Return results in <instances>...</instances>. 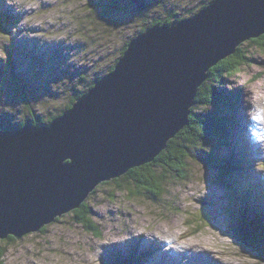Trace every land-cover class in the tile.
Masks as SVG:
<instances>
[{"label":"rangeland","instance_id":"374dc122","mask_svg":"<svg viewBox=\"0 0 264 264\" xmlns=\"http://www.w3.org/2000/svg\"><path fill=\"white\" fill-rule=\"evenodd\" d=\"M5 1L12 15L0 4V133L7 126L15 130L25 119L49 122L72 97L87 92L110 71L124 43L142 26L154 19L172 22L189 17L211 0H140L148 5L141 11L134 10L138 0ZM18 29L25 31L20 34ZM239 46L248 50L252 63L212 82L220 95L235 103L234 111L226 113L234 119L227 132L228 148L213 145V140L210 144L219 155L236 153L238 169L232 175L225 171L223 178L215 167L205 164V155L201 158L196 149H189L191 157L185 152L178 160L152 167L166 177V192L155 200L147 193L138 195L141 189L124 180L120 187L112 179L101 182L83 201L90 212L82 213L92 228L70 210L42 231L0 242V248H6L0 264H117L128 258L139 261L134 264H209V254L226 264H264V240L256 251H248L238 243L230 223L236 222L232 217H237L234 213L239 209L230 202V188L246 189L247 185L253 191L248 189L249 218L259 210L264 222V50L250 39ZM246 127L263 149L259 156L248 148ZM255 194L260 198L252 200ZM127 223L143 238L150 235L152 241L159 231L158 237L176 242L178 248L165 242L160 245L164 248L155 247L147 254L138 237L125 231ZM113 232V238L106 241ZM181 232H186L184 237H179ZM93 249L99 252L94 254ZM183 254L190 257L182 260L178 256Z\"/></svg>","mask_w":264,"mask_h":264},{"label":"water","instance_id":"95a60500","mask_svg":"<svg viewBox=\"0 0 264 264\" xmlns=\"http://www.w3.org/2000/svg\"><path fill=\"white\" fill-rule=\"evenodd\" d=\"M134 10L148 5L138 0ZM264 34V0H211L128 40L113 68L48 123L0 133V239L38 231L101 182L152 162L187 123L209 69Z\"/></svg>","mask_w":264,"mask_h":264},{"label":"trees","instance_id":"16d2710c","mask_svg":"<svg viewBox=\"0 0 264 264\" xmlns=\"http://www.w3.org/2000/svg\"><path fill=\"white\" fill-rule=\"evenodd\" d=\"M156 23H160V21L153 20L145 24L139 29L138 33L143 32L147 27L152 26ZM166 23L169 24L171 22L167 21ZM0 24L2 23L0 22ZM1 27L2 26L0 25V28ZM250 41L264 50V34L257 38L250 39ZM127 42L128 41H126V43H124V45L122 46L121 54L126 48ZM239 45L236 47L233 54L218 61L216 65L212 66L209 69L208 77L197 89L193 106H191L189 110L190 112L188 114V123L174 137L167 141L166 147L158 153V155L152 162L143 164L139 167L131 168L125 174H123V176L112 179V181H114L118 187L123 186L122 184L124 180V182H127L128 184L132 183L136 187L138 186V188L141 189L140 191H137L138 195L139 193H147L146 195H144L149 196L155 200L159 195L166 192L164 185V183L166 182V177L158 174L157 172H154L152 167L159 166L158 163L166 164L165 162L178 160L179 157H182L183 153L185 152L190 155L191 153H188L189 149H196L197 156L201 158L205 155L203 157L205 164L215 167L218 171H220V173H222L223 178L226 177V172L232 175L235 172L236 168L238 169L235 163L236 153L234 155H219L218 149H216V151L211 150L210 144L214 142L213 145H216L217 147L218 145H221V148H228L227 143L229 141H227V132L234 119H232L226 113L229 110L234 111L235 103L227 96L220 95L212 82L217 78H220L222 74L232 76L240 70L241 66L249 65L250 63H252L251 58L248 56V50L242 48ZM114 64L110 67L109 70L113 68ZM13 78L15 82H17L16 77ZM92 85L93 84H91L90 87ZM74 101L75 97H72L70 102L66 105V107H64L61 112L50 116L47 121H51L54 117L63 113L72 105ZM195 107L202 108L203 112L198 113ZM40 122L46 121L38 117H35L30 121L25 119L18 124V128L26 124L33 125ZM4 129L7 130L12 128L7 126ZM0 131L2 130L0 129ZM189 145H191L190 148ZM229 150L231 153L232 149ZM238 156L240 157V155ZM234 178L235 177H233V181L236 182ZM241 180H246V178L243 177ZM249 188V193L253 192L250 185H247L246 189H244L243 187H240L238 190L235 188H230V202L234 207L239 208L238 211L234 213V215H236L237 217H232V219L236 222L230 221V223L232 231L234 230V235L237 238L238 243L242 247H246L248 251H256L255 249L264 240V222L262 221L263 216H261L259 210L255 212L252 219L249 218V207L246 206L248 205V201L250 199L248 196ZM142 189H144V192H142ZM129 191L132 193V195L136 194V191ZM257 197L260 198L259 195L255 194L254 197H252V200H255V198ZM240 203H242V205L238 206L237 204ZM73 211H75V216L79 222L85 224L87 228H92L93 225L91 221L85 218V214L82 213L90 212L88 207L84 205V202H82L79 207L73 209ZM44 228L45 226L40 230L42 231ZM93 231L94 234L98 233V231ZM15 240L16 238L13 235H9L4 239H0V242L5 241L4 243H6L8 241L13 242ZM5 250V247L0 248V261L5 253ZM138 262L139 261H134L133 259L128 258L123 259V261H119L117 264H134Z\"/></svg>","mask_w":264,"mask_h":264},{"label":"bare ground","instance_id":"6f19581e","mask_svg":"<svg viewBox=\"0 0 264 264\" xmlns=\"http://www.w3.org/2000/svg\"><path fill=\"white\" fill-rule=\"evenodd\" d=\"M11 1V4H13V1L12 0H10ZM0 4H2V5H4V6H6L7 7V4H6V1L5 0H0ZM7 9V11H8V13H10L11 15H12V11H10V6L9 7H7L6 8ZM17 11V10H16ZM14 14H16V13H14ZM25 31V30H24ZM23 31V32H24ZM18 32L20 33V32H22V31H20L19 29H18ZM23 32H22V34H23ZM21 34V33H20ZM14 35V34H13ZM19 36V35H18ZM17 36V37H18ZM27 38V37H26ZM20 39V38H19ZM13 40V39H12ZM29 41V40H28ZM12 42V41H11ZM33 45H35V42H34V40H33ZM5 46V45H4ZM27 46V45H26ZM24 48H26L27 49V47H24ZM47 48H49V45H47ZM29 49V48H28ZM44 50V49H43ZM37 51H38V48H37ZM38 53H39V51H38ZM252 122H253V119L251 118L250 119V123L252 124ZM250 124V125H251ZM247 126V125H246ZM253 130V129H252ZM244 134H246L247 135V137H248V148H249V150L250 151H252V152H255V151H257L258 153H257V156H259L262 152H263V149L261 148V146H260V144H259V142H258V140H257V138L255 139V136L254 135H252V133H250V131H249V127L247 128H245L244 129ZM252 154H255V153H252ZM205 190V189H204ZM207 192H205V191H203V194H206ZM126 230L125 231H128V235L130 236V237H135V236H137L138 237V243H139V245H141V246H144L145 245V247H144V249H142L143 251H145V253H147V254H150V253H153V250H156V249H154L155 247H159V248H164L165 246H160V245H162L163 243H165V242H167V243H169L170 244V248H178L177 246H176V242H170V240H168L166 237L165 238H161V237H158L157 235L159 234V235H161L162 233L161 232H156V233H154V235L156 236V238L155 239H153L154 241H152L151 239V237H150V235H147L146 237H144L143 238V236L140 234V231H136V230H133V226H132V228H130V225L127 223L126 225ZM152 232V231H151ZM185 233L186 232H181V233H179V237H184L183 235H185ZM151 234V233H150ZM113 236H114V232L113 233H110L106 238V241L108 240V239H111V238H113ZM63 237V236H62ZM61 238V237H60ZM70 238V237H69ZM61 239H63V238H61ZM103 240V239H102ZM202 243V242H201ZM137 246H138V244H136ZM164 245V244H163ZM147 246V247H146ZM202 248L203 249H208V250H210L208 247H206V246H202ZM29 250V249H28ZM49 250V249H48ZM51 250V249H50ZM57 250V249H56ZM191 250V249H190ZM202 250V249H201ZM53 251H54V249H53ZM93 251H94V254H96L97 252H99V249H97V250H95V249H93ZM199 251V250H198ZM31 252H33V251H31ZM61 252H63V253H65V254H67V255H71L70 254V252L67 250V249H61ZM195 252V251H194ZM208 252V251H207ZM29 253V252H28ZM59 253V252H58ZM191 253V252H190ZM197 253V252H196ZM209 254V253H208ZM60 255V254H59ZM146 255V254H145ZM61 256H63V255H61ZM195 256V255H194ZM178 257H180L182 260H185L187 257H190V256H187V254H183V255H180V256H178ZM219 258V257H218ZM189 259V258H188ZM220 259V258H219ZM81 260H83L84 262L86 261V262H88V263H90L91 261H90V259H89V257H82L81 258ZM222 260V259H221ZM208 262H209V264H226L224 261L223 262H221V261H219L218 259H216V257L214 256V255H211V254H209L208 255V260H207ZM79 262H81V261H79Z\"/></svg>","mask_w":264,"mask_h":264},{"label":"flooded vegetation","instance_id":"af4514ba","mask_svg":"<svg viewBox=\"0 0 264 264\" xmlns=\"http://www.w3.org/2000/svg\"><path fill=\"white\" fill-rule=\"evenodd\" d=\"M7 16V15H6ZM154 20H157V21H160V23H166L168 20L167 19H164V20H158V19H154ZM167 20V21H166ZM170 22V21H168Z\"/></svg>","mask_w":264,"mask_h":264},{"label":"snow or ice","instance_id":"6c2138e0","mask_svg":"<svg viewBox=\"0 0 264 264\" xmlns=\"http://www.w3.org/2000/svg\"><path fill=\"white\" fill-rule=\"evenodd\" d=\"M262 167H264V166H262Z\"/></svg>","mask_w":264,"mask_h":264}]
</instances>
